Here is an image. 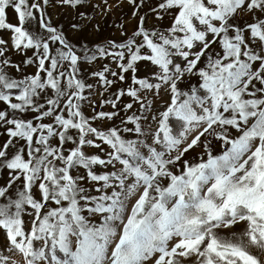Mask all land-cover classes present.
<instances>
[{"label": "snow or ice", "instance_id": "1", "mask_svg": "<svg viewBox=\"0 0 264 264\" xmlns=\"http://www.w3.org/2000/svg\"><path fill=\"white\" fill-rule=\"evenodd\" d=\"M127 4L0 0V264H264V0Z\"/></svg>", "mask_w": 264, "mask_h": 264}, {"label": "rangeland", "instance_id": "2", "mask_svg": "<svg viewBox=\"0 0 264 264\" xmlns=\"http://www.w3.org/2000/svg\"><path fill=\"white\" fill-rule=\"evenodd\" d=\"M109 2L113 5L111 12L108 14V16L106 17V26L103 27L101 33L96 34V33H85V34H81V36H83L84 38H86L89 41H95L98 39H101L103 37L106 36H111L113 38H117L119 39V32L113 30V25L114 24H120L121 22H124L126 20H128L129 22L127 23V28L129 31L132 30V28L134 27V22L130 21V14H131V8L130 6L127 4V0H123V3L121 4L120 7H116V5L118 3H120V0H109ZM50 12H52L53 14V22L54 23H63L65 26V30H68V21L71 19L72 13L71 10H64V9H50ZM9 18L12 19V13L11 11H9ZM14 22V21H13ZM69 38L76 40L79 37L73 35L71 32H69ZM28 55H31V52L28 53ZM13 61L15 62H19L23 59V57L18 56V55H13L12 56ZM107 61H100L98 62L96 65H86V64H82L81 65V69L82 72L85 74L86 78L88 79L89 83H93L94 84V88L92 89L93 92V99H97L98 97L95 96V82L94 80L91 78V76L89 75V73L93 70L98 69L100 66H102L103 63H106ZM13 78L19 79L22 78L25 73L31 74L35 71L34 67H25L23 65H21V71L20 72H16L14 69H9L8 70ZM147 71V69L141 65V71L140 74L143 75L145 74V72ZM113 91H115V88L113 89ZM14 95L16 94V91L14 90ZM129 98L124 97V101L128 102ZM106 110H110V109H106ZM86 112L89 111V109H85ZM6 139V136H4L2 134V132H0V140ZM90 151H94V150H90ZM189 155H194V153H190ZM27 219V218H26ZM3 237L2 235H0V242H2Z\"/></svg>", "mask_w": 264, "mask_h": 264}]
</instances>
